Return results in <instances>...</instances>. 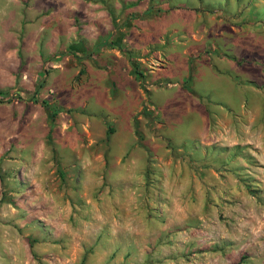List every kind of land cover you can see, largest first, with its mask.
I'll return each mask as SVG.
<instances>
[{
  "label": "rangeland",
  "instance_id": "374dc122",
  "mask_svg": "<svg viewBox=\"0 0 264 264\" xmlns=\"http://www.w3.org/2000/svg\"><path fill=\"white\" fill-rule=\"evenodd\" d=\"M0 264H264V0H0Z\"/></svg>",
  "mask_w": 264,
  "mask_h": 264
},
{
  "label": "trees",
  "instance_id": "16d2710c",
  "mask_svg": "<svg viewBox=\"0 0 264 264\" xmlns=\"http://www.w3.org/2000/svg\"><path fill=\"white\" fill-rule=\"evenodd\" d=\"M103 46L102 45H97L95 48L96 50H99L101 47ZM143 117H148L149 116V113L145 110H143L141 113H140ZM133 128H134V134L135 136L139 137V132H138V129H137V122L136 120H133Z\"/></svg>",
  "mask_w": 264,
  "mask_h": 264
},
{
  "label": "crops",
  "instance_id": "0c3cea01",
  "mask_svg": "<svg viewBox=\"0 0 264 264\" xmlns=\"http://www.w3.org/2000/svg\"><path fill=\"white\" fill-rule=\"evenodd\" d=\"M139 7H140V6H139ZM141 8H142L141 10H143V7H141ZM220 60H223V61H224V60H226V59H224V58L219 59V60H218L219 63H220ZM231 62H232V61H231ZM218 67H219L220 70H223V69H222V66L219 65ZM232 68H233V67H232ZM232 68H231V69H232Z\"/></svg>",
  "mask_w": 264,
  "mask_h": 264
}]
</instances>
